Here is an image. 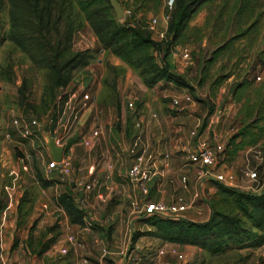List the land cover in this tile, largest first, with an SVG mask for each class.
Listing matches in <instances>:
<instances>
[{
  "label": "rangeland",
  "instance_id": "obj_1",
  "mask_svg": "<svg viewBox=\"0 0 264 264\" xmlns=\"http://www.w3.org/2000/svg\"><path fill=\"white\" fill-rule=\"evenodd\" d=\"M165 1L119 0L117 3L123 4L120 5L123 15L119 20L111 11L117 23L133 27L150 40L152 34L147 30V24L155 20L154 29L162 33V38L160 41L151 40L155 43L152 55L159 65H167V71L180 84L160 80L145 86L144 83L151 77L145 65L138 63L130 67L108 51L100 52L97 39L84 21L75 24L71 48L74 52L88 55L87 65L70 71L68 82L60 88H52L49 72L33 66L10 42L5 40L0 44V210L5 213L2 221L10 225L13 231L12 242L25 245L26 250L22 249L24 264H36L37 257L44 250L49 251L51 264H69L67 259L74 255L73 250L78 260L87 259L93 264L91 261L102 249L111 254L117 253L116 256L106 255L117 260L126 254L131 264L153 262L145 261L143 255L148 257L162 241L155 237L152 221L133 219L136 215H131L130 219L126 215L128 201L125 195L129 194L130 187L123 174L130 162L128 158L121 161L118 150L121 144L126 148L132 143L135 131L129 124L130 115L144 111L142 104L155 98L153 91L168 93L167 98H160L165 105L174 97H189L191 102L187 104H193L197 109L195 118L204 115L200 120L203 126L199 128L198 125L195 131L200 129L201 132L205 128L207 136L222 119L221 135L237 134L241 121L246 122L249 119L247 115H252L253 104L263 103L259 110L264 116V0H213L202 3L194 9L184 30L175 39L168 30L173 21L174 2L167 8ZM7 9V1L0 0V34L5 33L8 27ZM62 25L59 22V35ZM132 39L128 34L123 40L129 43ZM221 46L223 48L213 54ZM179 51L188 54L189 61L185 66L178 61ZM141 54L145 55V52L136 53L134 58ZM256 77H259V81H255ZM98 82L101 84L99 100L103 104L92 108L90 117L78 124L79 110L75 107L77 96L90 94L88 89L92 90ZM72 94L74 98L67 99ZM105 102L110 107L106 108ZM128 103L131 107H128ZM229 106L231 108L227 112ZM187 111V108H183L182 112ZM151 115H154L153 121L158 120L157 111L151 110L149 117ZM92 118L97 119L98 123L99 120L102 122L101 134L91 140V151H86L84 145L94 129ZM31 121L36 125L30 124ZM214 132H217V127ZM101 136L104 137L107 152L112 148L119 154L116 169L119 175L117 183L121 187L110 190L101 186L97 189V184H94L91 190L94 196L99 191L106 199L99 204L100 209L91 220L85 214L88 231H84L83 225L70 223L66 213L68 220L65 221L64 216L56 210L59 207L56 205L58 196L64 194L73 199L79 190L65 189L63 182L56 188L57 196L50 190L54 181L46 180L50 178L45 171L49 162L48 145L52 143L61 149L64 156H69L74 169L81 168L86 174L90 167L94 175L98 158L105 152L99 144ZM56 139H59L57 145L54 144ZM262 143L238 156L231 171L233 185L238 186L234 189L257 194L253 192L263 187L264 141ZM186 167L185 164L184 169ZM248 172L256 173L253 181L248 179ZM190 174L194 189L184 198L188 206L185 219H204L207 211L210 214L209 205L226 215L239 214L232 198L217 191L214 183L211 192L200 186L207 174L196 176V168H191ZM76 175L75 172L72 177ZM182 175L187 177L185 172L180 174V182ZM184 184H187V179ZM166 191L171 192L167 188ZM66 233L74 235L76 249L65 244ZM59 244L67 246L66 255L58 254ZM166 246L163 247L166 250L164 262L173 264L174 256L167 252L169 246ZM237 250L228 249L214 256L197 247L189 251L176 248L185 256L187 264H264V258L259 255L241 256ZM32 256L35 257L34 263H31ZM0 264L13 262L6 260L0 261Z\"/></svg>",
  "mask_w": 264,
  "mask_h": 264
},
{
  "label": "trees",
  "instance_id": "obj_2",
  "mask_svg": "<svg viewBox=\"0 0 264 264\" xmlns=\"http://www.w3.org/2000/svg\"><path fill=\"white\" fill-rule=\"evenodd\" d=\"M6 1L8 27L5 33L0 34V44L7 40L24 54L33 66L48 71L52 88L63 87L68 82L70 71L87 65L88 55L85 52H74L71 48V37L76 30L75 24L80 21L89 25L101 47L100 52L108 51L130 67L138 63L144 64L147 72L151 74L149 81L144 83L145 86H151L160 80L180 84L167 71V65L163 63L159 65L155 61L152 55V51H155V43L133 27L117 23L106 0ZM172 1L174 15L168 30L175 39L184 30L194 9L202 3L213 0ZM120 5L123 6L122 3ZM59 22L63 23L60 35ZM128 34L133 38L129 43L123 40ZM222 48L223 46L219 47L213 54ZM142 51L145 55L141 54L135 59V54H140ZM262 104L252 105V115H247V118L254 119L240 133L232 135L224 145V152L230 147V155L235 154L242 145L240 140L234 143L235 139L244 136L249 127L253 128L255 124L260 123L262 126L258 128V132H264V116L259 110ZM241 124L244 126L245 122L241 121ZM226 160L225 158L224 161ZM214 184L217 191L232 198V203L239 214L226 215L209 205V218L204 223L157 217H148L142 221L153 222L155 237L162 242L178 247L195 246L209 255H220L234 248L256 249L264 246V190L258 194H250L218 182ZM56 204L68 215L70 223L83 224L84 211L75 206L71 197L64 194L58 196Z\"/></svg>",
  "mask_w": 264,
  "mask_h": 264
},
{
  "label": "crops",
  "instance_id": "obj_3",
  "mask_svg": "<svg viewBox=\"0 0 264 264\" xmlns=\"http://www.w3.org/2000/svg\"><path fill=\"white\" fill-rule=\"evenodd\" d=\"M86 87V86H85ZM160 88V86L158 87ZM90 94H87L89 97V100L82 102L79 99V95L77 96V103L76 106L79 110V115H78V120L77 123L79 122H84L86 121L90 115H91V109L94 108L95 106L98 107V105L101 106V101L99 100V94L101 91V84L99 82L94 85L93 89L90 90L88 89ZM152 94L155 96L154 99L152 100H147L146 102H143L142 108L144 111L141 114H134L130 115V121L129 124L131 126L132 131L135 133L131 139V142L133 143L134 140H136L139 144V148L144 150V154L146 157H150L149 163L152 164V167H154L155 170V175L152 177V179L148 182L147 184V189H148V194L146 196V200L150 202H156V201H163V202H168L171 199H174L176 197L181 198L184 201V198H186V194H190L194 187L191 184V168H194L192 166H188L186 164V159L183 153V149L185 147H188L189 149H192L194 147L195 141L197 139H202L206 141L208 144H218L220 143L223 145V150H224V145L227 144V141L232 137L233 134H227L222 136L220 133L221 132V127L224 124V119L220 121V123H215L216 125L213 126L211 130V135L207 136V132L205 131L206 129L204 128L201 132L197 130L195 132V136L191 135L192 131H195V128L200 125L199 128H201L203 125L200 123V120L204 118V115L201 116L200 118H195L194 114H197V109H194L193 104H187V103H182L183 101L180 100V108L178 111L176 110H171L170 108V103L168 104H163L160 100V98H167L168 93H164L162 91H153ZM74 98V95H70L67 99H72ZM174 98H180V97H174ZM173 99V98H172ZM79 106V107H78ZM104 106L110 107L107 102H105ZM255 106V105H254ZM183 108H187V112H182ZM230 106L227 108V112L230 110ZM155 110L157 111L158 114V120L153 121L154 115L151 117L150 116V111ZM199 111V110H198ZM254 115H255V108H254ZM253 115V116H254ZM95 117V114L93 115ZM226 117V115H225ZM97 118V117H95ZM92 118V125L94 126L93 131H96V136H92L91 133H89V141H86V144L84 145V150L86 151H91L92 149V144L91 140L97 138L100 134V128L102 122ZM134 118L140 121L141 125L139 129H135L133 126ZM254 118L248 120L245 122L244 126L239 127V130H243L246 126L252 122ZM150 121V123H149ZM153 121V122H151ZM97 123V124H96ZM96 124V126H95ZM262 126L260 123L255 124L253 128L249 127L247 129V132L244 134V136L235 139L234 143H237L240 140V149L236 151L235 154L230 155V147L227 148L226 152L223 151L222 153V160L219 162V165H217L211 172L208 173V175L205 177V182L201 183V187L204 189L206 187L208 192L213 191V187L211 186L212 183H216L214 179V174L218 173L219 174H232V167L236 163V160L241 153H245L246 151H249L255 147H259L262 142L264 141V132L259 133L258 128ZM215 127H217V132L215 133ZM262 128V127H261ZM240 131V132H241ZM102 137V136H101ZM104 137H102L101 142L99 141L100 146L105 149L104 153H101V155L98 158L97 162V169L94 172V175L92 174V170L90 167L88 168V171L86 174L82 171L81 168H78L77 170L75 169V172L77 173L76 179H81L82 181L88 182L91 185V190L94 186V184H97V189H100L101 186H103L105 189H117L120 188L121 185L117 183L119 175L117 174V169H116V163L118 162L119 154L113 150L112 148L110 152H107L106 146L104 145ZM130 143V141H129ZM128 144L129 146L132 145ZM121 147H118V150L120 152L121 158H119L121 161L125 160L128 158L129 162L131 163V155L127 152L129 146L126 148L123 147V144H121ZM100 146L98 147L99 150H101ZM118 146V143H117ZM61 150V149H60ZM123 151L125 153V156L123 155ZM48 158L49 161L52 160V155L50 150H48ZM227 159L224 161V159ZM60 159H67L70 161V163L73 165L72 160L69 156H64L62 152H60ZM185 164L186 167H185ZM130 165V164H129ZM163 165H165L163 167ZM129 167V166H128ZM263 168V167H262ZM128 169V168H127ZM74 172V173H75ZM185 172L187 177H183L187 179V184L182 185L180 181H178V177L180 174ZM126 173V171H125ZM125 173L123 174L124 179L125 178ZM93 175V176H92ZM47 181H54V183H51V188L54 193H56V188L60 187L62 182H59L54 178V174H49ZM127 184L130 187L129 194L125 195V198L128 201V210L126 212L127 217L130 218V205L132 203H137L138 205H142V198L139 195V193L136 191V189L126 180ZM65 189L69 188V186L63 182ZM238 186L232 185V188H237ZM166 188L171 190V192L166 191ZM47 189V188H45ZM90 191H79L76 194V197L73 198V202L75 206H77L79 209H82L84 211V217H83V228L82 230L88 231L87 229V223L85 222V214H87L88 219H92V216L95 215L97 210L100 209L99 204L104 203V199H106V196H103L102 194H99V191H96L95 196L94 194ZM264 190V185L261 187L260 191L262 192ZM60 191V190H59ZM253 191V190H252ZM260 191H255L253 193H259ZM64 192V191H63ZM91 192V193H90ZM58 193L55 194L57 196ZM104 194V193H103ZM56 198V197H55ZM98 202V203H97ZM57 205V204H56ZM91 209V212H88V210ZM58 212H60L63 216L65 221L68 220L65 212L60 209V207L56 208ZM2 216H5V213L1 212L0 210V261L4 262L7 260L8 263L13 262V264H24V258L22 257L23 250L25 249V245H22L21 242H16L13 243V231L10 229V225H8L6 222L2 221ZM209 218V213L207 211L206 217L202 220H196V219H185V221L189 222H203L207 221ZM132 219V218H130ZM134 219V217H133ZM73 236V234L66 233L64 236L65 244L69 245L72 247V249H76L75 246V241H73L72 244H69L66 242V237L67 236ZM95 243V240L93 241ZM65 244H59L58 245V251L59 249L65 247L66 250L68 249ZM160 244H163L167 247H173V248H181L185 251H189L190 248H195L193 246H183V247H178L175 245H171L168 243L160 242L158 245V248H163L160 246ZM160 246V247H159ZM79 247V245H78ZM26 250V249H25ZM57 251V252H58ZM101 251H105L107 256H116L117 253H109L108 250L102 249ZM238 253H240L241 256L244 254L250 255V254H255L259 255L260 258H264V246L256 249H240L237 250ZM67 254V252H66ZM65 254V255H66ZM72 255L69 259V264H82V261H86V264H90V261L87 259L81 258L80 260L77 259L75 252L73 250ZM104 256L105 263L108 262L109 264H131L128 263L130 261L129 258L126 257V259L123 260V256L120 259H115L111 257H106ZM102 257L101 253L98 254V256L91 261V263L95 264L99 259ZM106 257V259H105ZM145 261H149V259L144 256ZM126 260V261H125ZM35 257L32 256L31 263H34ZM138 262L140 260H137ZM52 262L50 260L49 256V251L44 250L42 254H40L37 257V263L36 264H49ZM51 264V263H50ZM134 264H140V263H134ZM154 264H166L164 262L163 256L158 257L155 259Z\"/></svg>",
  "mask_w": 264,
  "mask_h": 264
},
{
  "label": "built area",
  "instance_id": "obj_4",
  "mask_svg": "<svg viewBox=\"0 0 264 264\" xmlns=\"http://www.w3.org/2000/svg\"><path fill=\"white\" fill-rule=\"evenodd\" d=\"M172 5V0H166L165 6L170 8ZM167 19V17L165 18ZM164 19V20H165ZM166 21V20H165ZM155 20L152 19L150 23L147 24V30L152 34V41H160L162 38V33H158L155 29ZM181 50V49H180ZM179 62L182 65H186L189 61L188 54L183 51H179L178 54ZM255 81H259V77L255 78ZM79 99L84 102L89 100L87 94H80ZM183 99L185 103H190L191 100L187 96H183L181 98H173L170 100V108L171 110H176L181 107L180 100ZM128 107L131 105L128 103ZM15 123V122H13ZM30 124L36 125L34 121H31ZM140 121L134 118L133 126L135 129L140 128ZM196 131H192L191 135L195 136ZM92 136H96V131L91 133ZM59 139L54 141V144L57 145ZM131 155V163L126 170L125 178L126 180L136 189L139 195L142 198V205H138L137 203H132L130 205V216L136 215V219L144 220L148 217H157V218H167L172 220H184V214L186 213L188 206L184 203L181 198H174L169 200L168 202L156 201L150 202L145 198L148 194L147 184L155 175L154 167L149 163L150 157H146L144 154V150L139 148V144L136 140L132 143V145L128 148L127 151ZM183 153L186 159V164L188 166H192L197 169L196 176H203L213 170L219 162L222 160L223 153V145L218 144H208L206 141L202 139H197L195 141L194 147L189 149L185 147L183 149ZM165 165H163L164 167ZM45 171L47 174H54V178L59 182H65L71 189L79 190V191H90L91 185L88 182L82 181L81 179H76L72 177L75 169L73 165L67 159H60L59 162L49 161L45 166ZM247 177L249 180L253 181L256 178L255 172H248ZM214 179L216 182L232 187L233 178L230 174H214ZM185 178L181 177V184L184 185ZM78 191V192H79ZM73 236L69 235L66 237V242L69 244L73 243ZM67 250L65 247L59 249L58 254L64 256ZM168 253L174 256L173 264H187L185 256L177 252L175 248L169 247ZM102 257L95 264H106L104 260V256L106 255L105 251H101ZM166 250L163 248H158L153 252L149 253L147 258L153 260L149 264H154V259L158 257L164 256ZM126 259V257H125ZM82 264H86V261H82Z\"/></svg>",
  "mask_w": 264,
  "mask_h": 264
},
{
  "label": "water",
  "instance_id": "obj_5",
  "mask_svg": "<svg viewBox=\"0 0 264 264\" xmlns=\"http://www.w3.org/2000/svg\"><path fill=\"white\" fill-rule=\"evenodd\" d=\"M106 1L108 2L111 10L113 11L115 18L117 20L121 19L122 15H123V11H122L120 5L117 3V1L116 0H106ZM165 70H166V68H165ZM240 131L241 130H238V133H240ZM48 148L51 152L52 160L56 163L59 162L61 150L57 147H54L52 143H49ZM125 257H126V254L123 255V260L125 259Z\"/></svg>",
  "mask_w": 264,
  "mask_h": 264
}]
</instances>
